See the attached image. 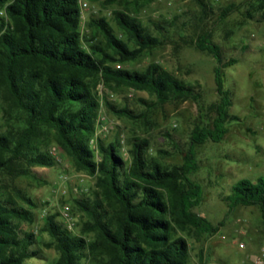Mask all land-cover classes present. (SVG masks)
I'll list each match as a JSON object with an SVG mask.
<instances>
[{
	"label": "trees",
	"instance_id": "16d2710c",
	"mask_svg": "<svg viewBox=\"0 0 264 264\" xmlns=\"http://www.w3.org/2000/svg\"><path fill=\"white\" fill-rule=\"evenodd\" d=\"M80 1L0 0V108L5 125L0 131V264H25L40 255L38 248L31 249L36 244L34 233L20 234L22 222L33 223L31 209L37 206L10 183L16 178L36 180L32 167L55 166L46 149L51 145L71 159L76 171L87 173L95 182L92 198L73 200L86 218L79 233L57 221L58 214L43 217L40 231L50 238L45 247L57 253L49 264H189L187 238L199 241L223 225H214L195 212L203 191L192 175L199 168L196 148L208 141L220 143L227 124L238 119L229 114L231 95L225 88L224 71L236 61L224 59L210 31L194 42L198 51L214 61L218 101L209 105L213 115L208 122L190 131L180 164H164L148 156L149 140L138 136L130 143L128 161L120 154L118 141L105 143L100 136L94 150L90 140L101 100L115 116L144 122L156 106L186 100L199 105L201 96L192 84L158 62H150L143 70L121 68L162 46V40L120 9L111 14L126 41L104 17H91L90 34H83ZM197 1L206 6L204 0ZM118 2L104 0V5ZM254 3L253 12L260 11L258 21L264 22V0ZM235 11L233 4L223 7L219 20ZM246 15L254 17L251 11ZM100 85L111 91H144L155 101L140 98L146 109L135 114L101 96ZM14 112L19 113L16 120ZM226 201L229 209L257 207L264 227L263 176L237 181Z\"/></svg>",
	"mask_w": 264,
	"mask_h": 264
},
{
	"label": "rangeland",
	"instance_id": "374dc122",
	"mask_svg": "<svg viewBox=\"0 0 264 264\" xmlns=\"http://www.w3.org/2000/svg\"><path fill=\"white\" fill-rule=\"evenodd\" d=\"M81 1L87 3L81 13L83 34H90L87 22L91 17H104L116 35L126 41L111 14L113 9H120L136 17L144 28L162 40V46L121 68L143 70L150 62H158L179 79L192 84L201 96L199 105L186 100L156 106L147 112L144 122L115 116L101 100L99 116L109 127L101 139L105 143L118 141V150L125 161L129 160L132 139L138 136L149 140L148 156L158 158L164 164H180L192 128L208 122L213 115L208 108L218 101L213 77L214 61L194 46L201 33L210 31L224 59L236 61L224 71L225 88L231 95L229 114L238 119L227 124L228 132L220 143L208 141L196 148L199 168L192 175V180L203 191L202 201L195 212L214 225L220 222L223 225L217 233L199 241L187 238L189 264H255L258 256L264 254L260 211L255 206L229 209L226 201L231 187L240 179L256 181L258 177H264V22L258 21L260 11L253 12L254 0H204V8L197 0H119L112 6H105L104 0ZM229 4L235 5L236 11L220 21V10ZM248 11L252 12L253 18L246 15ZM155 25L163 30H157ZM99 94L106 95L115 106H126L135 114L146 109L139 102L140 98L155 101L147 92L126 88L111 91L100 85ZM17 118L19 113L14 112L13 119ZM4 129L0 108V131ZM90 145L96 150L95 143ZM59 151L62 163L50 168L32 167L36 180L16 178L10 183L37 206L31 209L33 223L20 224V234L33 232L36 237V244L31 249L40 250L39 256L26 260L25 264H49L57 257L54 248L45 247L50 238L40 231L43 217L58 214L56 220L67 225L60 213L62 205L66 201L72 204L75 199L93 196L94 178L76 171L71 159ZM159 151L167 154L160 155ZM64 174L68 179L63 182L61 177ZM74 187L82 191L74 194ZM2 194L5 198L4 191ZM71 207L70 216L74 223L71 232L77 234L86 218L74 203ZM241 242L244 248L239 247Z\"/></svg>",
	"mask_w": 264,
	"mask_h": 264
},
{
	"label": "built area",
	"instance_id": "2783aa9c",
	"mask_svg": "<svg viewBox=\"0 0 264 264\" xmlns=\"http://www.w3.org/2000/svg\"><path fill=\"white\" fill-rule=\"evenodd\" d=\"M80 8H81V11H83L84 9H86L87 8V3L80 1ZM116 67L119 68L120 66L119 65H116ZM103 119H104L103 117H100L99 116V118L97 120V126H98V128L95 130V132H94V134H93V136H92V138L90 140V144L95 143L96 142V139L98 137H100L102 134H104V133H106L108 131L109 127H108L106 121H104ZM48 152L52 156V158L55 160L56 163H62V157H61L60 151H59V149L56 146H51L48 149ZM61 179L64 182V181H66L68 179V177H67L66 174H64V175H62ZM72 191H73L74 194H78L82 190L80 188H78V187H74V188H72ZM70 208H71V202L70 201H66L62 205L61 210H60L61 216L63 217V219L67 223V227L69 229H71L72 226L74 225V223L72 221V218L70 216ZM239 247L240 248H244V244L241 242L239 244ZM263 260H264V254H261L255 260V264H262L263 263Z\"/></svg>",
	"mask_w": 264,
	"mask_h": 264
}]
</instances>
